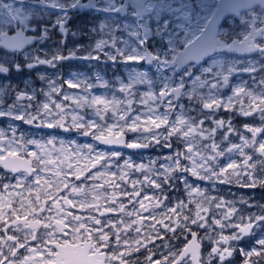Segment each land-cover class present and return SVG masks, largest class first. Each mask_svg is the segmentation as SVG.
I'll use <instances>...</instances> for the list:
<instances>
[{
	"label": "snow or ice",
	"instance_id": "6c2138e0",
	"mask_svg": "<svg viewBox=\"0 0 264 264\" xmlns=\"http://www.w3.org/2000/svg\"><path fill=\"white\" fill-rule=\"evenodd\" d=\"M0 264H264V0H0Z\"/></svg>",
	"mask_w": 264,
	"mask_h": 264
}]
</instances>
